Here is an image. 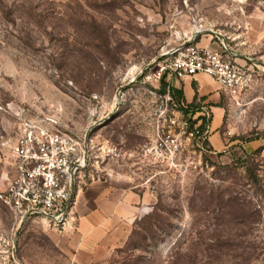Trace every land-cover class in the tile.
I'll list each match as a JSON object with an SVG mask.
<instances>
[{"label":"rangeland","instance_id":"rangeland-1","mask_svg":"<svg viewBox=\"0 0 264 264\" xmlns=\"http://www.w3.org/2000/svg\"><path fill=\"white\" fill-rule=\"evenodd\" d=\"M208 33L246 58L236 62L252 77L222 131L264 139V0H0V188L17 131L11 109L51 114L87 135L86 180L126 173L155 197L100 264H264V149L212 153L201 110L191 120L204 117L206 132L174 155L155 150L172 112L185 113L159 96L153 74L167 52ZM12 226L0 204V251ZM57 238L41 220L24 222L16 264H71ZM0 264L15 263L0 255Z\"/></svg>","mask_w":264,"mask_h":264},{"label":"built area","instance_id":"built-area-1","mask_svg":"<svg viewBox=\"0 0 264 264\" xmlns=\"http://www.w3.org/2000/svg\"><path fill=\"white\" fill-rule=\"evenodd\" d=\"M196 35L167 52L158 64L153 79L166 84V92L159 96L177 110L169 81L204 74L238 105L250 88L251 75L232 58L226 45L222 44L219 51L198 47L194 44ZM11 110L17 118V131L10 153V174L0 188V204L9 212L13 226L11 236L1 242L4 249L0 255L16 264L15 236L24 222L41 220L48 230L62 234L74 221V195L85 185L92 155L87 135L69 132L56 116L32 115L18 107ZM201 110L205 109L200 106L185 116L172 112L166 135L159 138L155 150L174 155L182 150V140H191L205 131H200L202 119L191 120Z\"/></svg>","mask_w":264,"mask_h":264},{"label":"crops","instance_id":"crops-1","mask_svg":"<svg viewBox=\"0 0 264 264\" xmlns=\"http://www.w3.org/2000/svg\"><path fill=\"white\" fill-rule=\"evenodd\" d=\"M194 44L213 51H219L220 46L225 45L217 34L210 33L197 35ZM231 53L237 61L245 62L246 58L241 54ZM169 85L182 91L186 104L192 103L197 94L198 107L202 106L210 114L208 143L212 153H220L236 145L249 152L264 146V139L242 143L237 133L222 131L230 99L209 76L198 74L172 79ZM153 197L152 191L144 189L130 174L106 173L101 178L89 177L85 185L75 192L74 221L65 232L58 234L57 244L68 255L71 264L103 263L124 245L135 220L155 203Z\"/></svg>","mask_w":264,"mask_h":264},{"label":"trees","instance_id":"trees-1","mask_svg":"<svg viewBox=\"0 0 264 264\" xmlns=\"http://www.w3.org/2000/svg\"><path fill=\"white\" fill-rule=\"evenodd\" d=\"M166 92V84L161 81L160 82V90L158 91L159 94H164ZM170 96L172 98V100L174 101V103L178 106L179 110H184V113H194L197 109L199 104L196 103L197 101V94L195 95L193 102L190 104H186L185 100H184V96L181 90H175L173 88H170ZM198 119H204V118H198ZM204 125H205V121H203L202 126L200 127V131L204 130ZM240 140V139H239ZM252 140H246V142H249ZM206 144V143H205ZM264 149V146L259 149L256 150V153H259L260 151H262Z\"/></svg>","mask_w":264,"mask_h":264},{"label":"bare ground","instance_id":"bare-ground-1","mask_svg":"<svg viewBox=\"0 0 264 264\" xmlns=\"http://www.w3.org/2000/svg\"><path fill=\"white\" fill-rule=\"evenodd\" d=\"M195 32H198V30H196Z\"/></svg>","mask_w":264,"mask_h":264}]
</instances>
